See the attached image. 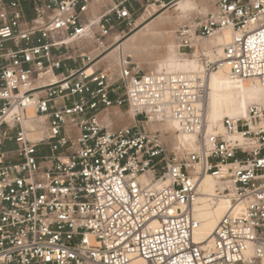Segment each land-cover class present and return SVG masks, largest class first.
<instances>
[{
  "label": "built area",
  "instance_id": "2783aa9c",
  "mask_svg": "<svg viewBox=\"0 0 264 264\" xmlns=\"http://www.w3.org/2000/svg\"><path fill=\"white\" fill-rule=\"evenodd\" d=\"M135 1L0 0V264H264V106L208 136L207 78L219 64L205 54L202 72L143 73L123 60L116 77L68 50L92 29L103 44L131 26ZM209 1L203 21L175 30L179 50L229 28L231 77L264 87V0ZM125 102L138 122L195 134L197 150L100 122ZM207 173L220 181L209 203L228 206L200 243L194 203Z\"/></svg>",
  "mask_w": 264,
  "mask_h": 264
},
{
  "label": "rangeland",
  "instance_id": "374dc122",
  "mask_svg": "<svg viewBox=\"0 0 264 264\" xmlns=\"http://www.w3.org/2000/svg\"><path fill=\"white\" fill-rule=\"evenodd\" d=\"M178 0H171L164 3L144 4L140 6L132 25L121 30H113L109 36L97 40V30L92 29L87 37L81 39H74L68 43V50L70 54L77 55L80 52L91 53L93 57L106 56L96 66L99 68L110 67L111 70L118 74L119 63L126 60L130 63V67H135L143 73L148 72H185L180 69L176 63L171 61L174 56L178 61L184 58L197 59L202 62L204 54L208 59L215 60L220 58L217 55L219 37L222 35V29L211 38L194 39L191 49L179 50V42L176 38L175 30L184 24L192 22H200L206 18V14L212 10L213 5L209 0H185L189 3V8L182 10L175 4ZM163 19V20H162ZM157 24L156 29L159 31H167V35L150 37L148 28ZM93 32L96 35H93ZM150 33V32H149ZM96 36V38H95ZM144 36V38H143ZM150 38H147V37ZM136 38L139 46L129 43L131 39ZM140 39L143 41L139 42ZM150 41L149 43L146 42ZM151 43V44H150ZM173 46L175 52H170L169 47ZM217 55V56H216ZM217 61V60H215ZM117 84L122 86V82ZM251 103H245L243 115L247 106ZM222 116L237 115L236 110L231 105H225L221 109ZM242 116V115H240ZM219 117V118H221ZM98 118L104 125H108L111 130H118L123 127H131L135 124L146 128L147 130H158L161 133L163 142L168 148H177L176 139L173 136L172 122H138L134 119L130 106L125 102L121 106H113L106 111L99 113ZM35 137V136H34ZM40 137V136H39ZM37 138V137H36ZM194 144V143H193ZM180 148V147H179ZM183 150H193L194 147L187 144L182 147ZM44 152H46L44 150Z\"/></svg>",
  "mask_w": 264,
  "mask_h": 264
},
{
  "label": "bare ground",
  "instance_id": "6f19581e",
  "mask_svg": "<svg viewBox=\"0 0 264 264\" xmlns=\"http://www.w3.org/2000/svg\"><path fill=\"white\" fill-rule=\"evenodd\" d=\"M175 4L182 10H186L189 8V3L185 0H178L177 2H175ZM156 26L157 24H154L153 26L148 28V34L145 35H149L153 38L156 36H163L165 34L167 35V31L161 32L159 31L160 29H156ZM232 37L233 31L229 28H225L222 31V35L221 37H219L218 41V49L216 54L219 55L220 58L215 59L217 61L207 58L208 60L218 62L219 64L218 69L207 78L208 96L205 104V126L202 131L208 136L212 134L225 133V128L223 125L224 118H244L247 117V111L250 106H264V87H262L258 81L235 80L230 75L229 65L226 61H224L223 57L224 47L231 42ZM136 41L138 42L136 38L131 39V41L129 42L132 45L131 47L138 44ZM141 41H143V39L139 40V42ZM69 42L71 41H67V43ZM146 42L149 43L150 41H148L147 39ZM169 51L175 52L173 46L169 47ZM171 61L176 63L177 66L180 67V69L185 71L171 73H186L192 71L202 72L205 68L204 62H199L197 59L184 58L178 61L177 58L173 56L171 58ZM92 70H94V67H89L88 72H91ZM245 103L251 104L247 106L246 111L243 115V109L246 107L244 106ZM225 105H231L236 110L237 115L221 117L220 112L222 107ZM168 121L172 122L171 130H173V136L176 139L177 147L182 148L186 147L187 144H189L194 147L193 150H197L198 143L196 142V135L180 130L179 125L173 120L167 119L159 122ZM42 134L43 132L35 133L32 135V137L36 138L41 136ZM219 185L220 181L210 173L205 174L200 179V195L194 203L195 215L200 221V224L195 230L194 237L195 240L200 243H206L212 239L214 231L221 217L227 210V201L224 199H221L214 206L209 203L210 196L216 194L217 190L219 189Z\"/></svg>",
  "mask_w": 264,
  "mask_h": 264
},
{
  "label": "crops",
  "instance_id": "0c3cea01",
  "mask_svg": "<svg viewBox=\"0 0 264 264\" xmlns=\"http://www.w3.org/2000/svg\"><path fill=\"white\" fill-rule=\"evenodd\" d=\"M143 2V0H136L135 2H134V4L137 6V7H140V4ZM102 56V55H101ZM100 56V58L98 59V61H97V63L96 64H98L100 61H102L106 56H104V57H101ZM67 63V65H69L70 67H72V68H76L77 66H78V64L77 63H74L73 61H67L66 62ZM112 97L114 98L115 97V95L114 94H112ZM14 144L13 143H8V146L9 147H12Z\"/></svg>",
  "mask_w": 264,
  "mask_h": 264
}]
</instances>
